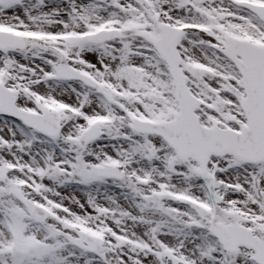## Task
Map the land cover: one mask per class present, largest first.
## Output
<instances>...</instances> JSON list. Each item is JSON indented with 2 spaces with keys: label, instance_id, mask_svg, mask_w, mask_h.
Wrapping results in <instances>:
<instances>
[{
  "label": "snow or ice",
  "instance_id": "obj_1",
  "mask_svg": "<svg viewBox=\"0 0 264 264\" xmlns=\"http://www.w3.org/2000/svg\"><path fill=\"white\" fill-rule=\"evenodd\" d=\"M0 264H264V0H0Z\"/></svg>",
  "mask_w": 264,
  "mask_h": 264
}]
</instances>
